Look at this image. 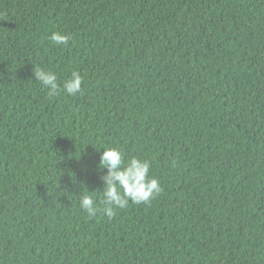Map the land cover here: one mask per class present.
I'll use <instances>...</instances> for the list:
<instances>
[{"label": "trees", "instance_id": "16d2710c", "mask_svg": "<svg viewBox=\"0 0 264 264\" xmlns=\"http://www.w3.org/2000/svg\"><path fill=\"white\" fill-rule=\"evenodd\" d=\"M105 148L161 194L89 218ZM0 264H264V0H0Z\"/></svg>", "mask_w": 264, "mask_h": 264}, {"label": "clouds", "instance_id": "9594fccd", "mask_svg": "<svg viewBox=\"0 0 264 264\" xmlns=\"http://www.w3.org/2000/svg\"><path fill=\"white\" fill-rule=\"evenodd\" d=\"M48 39L56 46H67L70 40L68 35L53 32ZM35 81L39 82L50 98H55L61 90L69 96L82 94L83 83L81 75L73 71L70 78L62 84L57 82V76L51 71L36 67L32 73ZM150 162L135 156L125 161L124 154L117 148H105L99 157V169H106V174L100 176L103 189L99 191L101 198L94 200L88 192L79 198L80 209L89 218L102 213L112 219L117 209H125L129 204H148L162 192L158 179L150 177ZM74 175L72 173H69Z\"/></svg>", "mask_w": 264, "mask_h": 264}]
</instances>
